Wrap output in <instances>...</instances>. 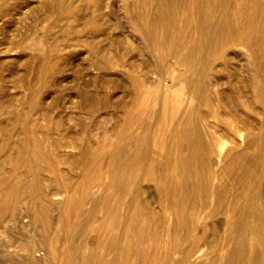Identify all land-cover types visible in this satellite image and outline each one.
<instances>
[{"label": "rangeland", "instance_id": "rangeland-1", "mask_svg": "<svg viewBox=\"0 0 264 264\" xmlns=\"http://www.w3.org/2000/svg\"><path fill=\"white\" fill-rule=\"evenodd\" d=\"M64 1V6L60 8L57 0H0L1 205L6 199L5 186L10 185V188L14 189L12 200L0 214V264H114L116 261L119 263L115 264H128L129 260L134 264H140V259L143 261L141 264H182L184 250L173 254L169 250L168 242L164 248H157L152 232L143 235L146 239L141 236L144 242L139 239L138 243L135 242L129 248L130 250H125V253L130 252L129 255L122 252L124 249L121 246L124 244L127 228L123 225L120 227L121 230L117 229L114 221L108 223L109 226L106 225L109 213L105 201L109 200L110 204L121 208L128 201H138L141 203L143 213L156 210L166 214L165 191L169 185L165 181H160L165 174L163 167L165 155L161 148L169 141L168 146H172L173 150L181 154L180 160L187 166V189H191L192 192L191 194L187 190L191 196L189 207L199 205L202 196L197 191L199 192L198 186L202 175L200 160L195 154L194 145L199 141L195 125L186 116H182V113L185 114L181 110L174 123L177 135L170 137L168 132L171 123L162 118L164 132L161 138L159 136L160 142L156 145L154 139L161 123L159 120L162 117L161 107L155 104V99H151L147 107L137 111L138 88L145 87L153 75L151 66L144 60L146 55H150V49L143 39V29L131 22V0H109L103 13L111 18L112 23L118 24L113 25L111 29L102 30L100 34L93 33L87 20H77L72 13L76 10L75 16L85 17L96 8L82 6L79 1L76 3L73 0ZM101 27L106 29L105 24ZM180 35L183 36V33ZM112 36L124 40L114 45L111 42ZM181 39L182 37L180 42ZM114 46L118 54L111 52ZM180 47L177 46V51H181ZM188 48L184 52L185 56V53H191L195 49V44ZM246 49L243 46H234L228 53L234 57L239 55L238 60L242 58L240 62L251 71L254 68L249 59L251 52ZM107 50L109 54L105 55L104 52ZM184 55L175 59L168 58L163 65L170 64L168 67L171 66L175 74L178 71L177 76L185 69L179 64L180 60L183 61ZM149 58L153 62V57ZM222 59L216 68L223 73L224 81L227 82L225 86L228 88V81L232 78L226 79L228 70L224 58ZM170 88V85L167 86V89ZM184 90L183 94L187 95L188 89ZM216 103L211 112L217 117L216 119L210 117L211 123L229 125L232 120L233 123L230 124H233L236 133L241 129L243 131V122L247 121L249 129L254 131L261 129L263 110L257 102L242 105L220 103V106L223 104L222 107L219 106V101L216 100ZM246 132L245 130L244 134ZM196 133L198 139L194 138ZM236 135L238 139L243 140L245 146V136L240 137L238 133ZM229 145L232 144L227 142L225 152ZM100 149L105 153L102 157L98 156ZM153 151L159 167L153 170L156 174L149 168L142 173V178H139L137 168L130 179V191L121 188L115 191L117 184L113 178L117 176L123 179L127 176V171L119 166L123 156L128 159L129 165L138 157L141 166L148 167L150 161L146 155L148 152L153 154ZM221 151L219 146L214 148V160L219 158ZM225 152L224 158L227 157ZM140 154L142 157H139ZM224 158L223 163L214 166L215 173L229 160L228 157L226 160ZM100 161L104 168L99 167ZM181 171L180 174L183 172ZM263 172L264 168L260 167L258 176L252 179L249 189L246 190L261 196V207L264 204H262L264 179L260 180ZM139 183L140 185L142 183L141 187ZM212 183L216 186L220 182L218 178H214ZM162 184L164 188L161 187ZM172 188L176 190V185L174 184ZM100 197L105 198L102 200ZM213 205L203 210L198 209L196 217L198 214L200 217L204 215L202 219L198 218L200 225L205 221L212 224L217 219L218 221L222 219V216L219 218L218 214H215ZM123 212L125 219H128L129 211ZM201 232L200 229L196 230V238L201 236ZM118 237L121 243L113 240ZM214 239L215 235L212 233L206 238L207 242ZM166 240L168 241V238ZM207 242H202L200 252L184 264H214L212 260L215 255H220L222 251H212L206 246ZM187 245L184 244L186 247ZM203 251L205 255L201 256ZM158 257L160 259L162 257L161 261L166 257V260L155 262L159 261ZM131 261L129 264H133Z\"/></svg>", "mask_w": 264, "mask_h": 264}, {"label": "bare ground", "instance_id": "bare-ground-1", "mask_svg": "<svg viewBox=\"0 0 264 264\" xmlns=\"http://www.w3.org/2000/svg\"><path fill=\"white\" fill-rule=\"evenodd\" d=\"M78 1L82 6L96 8V10L92 11L91 14H88V16L85 17L75 16L76 10L72 12L74 13L73 16L75 19L87 20L86 22L90 26L93 33L100 34L102 30L111 29L113 25L118 24L112 23L110 20L111 18L103 13V10L108 6L109 0H73L74 3ZM64 2V0H57V4L60 8L64 6ZM131 2V22L133 25L143 29V39L146 41V45L150 49V55L148 56L151 58L153 57V62L147 55L144 57V60L151 66V73L153 76L152 79L147 81L145 87L139 86L138 88L136 98L137 111L147 107L151 99H155V104H158L161 107L162 117L159 119L161 123L156 131L157 133L154 139L156 142L153 140L156 145L160 142L162 132H164L162 131L164 125L162 118H164V121L168 120L171 123L168 132L170 137L177 135L174 123L181 110H183L185 114L183 115L182 113V116H186L194 123V127L196 128L199 137V141L197 140L198 142L194 145L196 150L195 154H197V157L200 160L199 162L201 164L202 175L198 186L200 193L198 191L197 193L199 195L201 194L200 196L202 197L200 199L202 201L199 205L195 206L194 204V207L192 206L193 209L189 207V199H191V196L187 191L189 190V188L187 189V166L185 162L180 160L181 154H179L176 150H173L172 146H168L169 141H166V143L162 145L163 148H161L165 155V163L162 159L165 174L162 177L160 176V181H165V183L169 185L167 189L165 188L167 216L166 214L156 210L153 212L143 213L141 203L138 201H128V203L121 208L110 204L109 200H107L105 202H107L109 214L106 218V225L109 226L108 223L111 224L114 221V226H116L119 230H121L120 227L123 225L126 226L127 232L125 234L124 244H122L123 246H121V244H117L118 246L123 247L122 249H124V251H121L124 253L125 250L131 248L135 242L138 243L139 239L144 242L143 239L146 236L144 237L143 235H147L148 232H152L155 237V245L157 248H162L166 245V242H168L171 253L174 254L175 252L178 253L177 251L179 250H184V261L182 260V264H184L189 262L192 257L196 256V254L200 252L202 248L201 243L207 242V236L212 233L215 235V239L207 242L206 246H208L212 251L220 250L224 252H221L220 255L216 254V257L213 256V258H215L211 260L214 264H262L264 262V202L262 201L263 206L261 207V196L254 193L252 194V191L246 192V190L249 189V185L251 184L252 179L257 175L259 168H264V0H131ZM86 17L89 18L87 19ZM99 20H102L103 22H99ZM102 24L106 25V29L101 27ZM181 33H183V36L180 35ZM180 37H182L181 42ZM123 40L114 36L111 38V42L114 45L115 43L117 44L123 42ZM193 43L195 44V49L191 53H185V56L184 52H186L187 48ZM178 45L181 46V51H177ZM234 46H243L245 49L247 48L246 50L251 52V57L249 59H251L254 67L251 69L252 72L250 71V68L247 69L240 62L242 58L238 60L239 58L237 57H239V55H235L234 57V55L228 53ZM168 47H173L175 49H168ZM189 51L191 50L189 49ZM111 52L118 54L116 47L111 48ZM104 53L105 55L109 54V50ZM182 55H184L183 61L180 60L181 63L179 61L178 62L183 65L185 69L176 76L178 71H176L175 74L170 68L171 66L168 67L170 64L168 66H164L163 63L167 62L168 58L175 59L176 57H181ZM222 58H224V64L228 70V77L226 79L229 77L232 78L231 81H228V88L225 86V83L227 82L224 81V75H222L223 73L221 74L217 70L218 67L216 66ZM239 62L240 64H238ZM242 62L244 61L242 60ZM247 72L249 73L248 75ZM169 85L171 88L167 89V86ZM184 89H188L187 95L183 94V92H185ZM182 90L184 91L182 92ZM216 100L219 101V106L220 103L228 105L232 103H239L242 105L257 102L260 104L263 110V119L262 124L260 125L261 129L259 128V131L249 129V124L247 123L249 121H247L243 122V131L241 129V131L237 132L240 137L245 136V146L243 145V140L241 138H237V133L234 132L232 127L233 124H230L232 120L228 123L229 125H222V123L219 124L217 122L211 123L210 117L215 119L217 117V115H214L211 112L214 103L215 105L218 103H216ZM222 105L223 104H221L220 107H222ZM214 109L216 108L214 107ZM132 117L134 116L132 115ZM222 118L224 119V117ZM225 119L227 118L225 117ZM225 122H227V120ZM245 130L247 131L246 134H244ZM197 133L196 137L194 136L196 139H198ZM227 142H230L232 145H229L230 147L228 146L229 148L225 152L224 147L227 146ZM216 146H219L222 151L219 158L216 156L218 159L214 160L213 153ZM191 147H193V145ZM224 152L225 156H227L229 160L215 173L214 166H219L223 163L222 159L224 158ZM103 153V149H100L98 151V156L102 157ZM120 155L121 153L119 156ZM154 155V151L153 154L149 152L147 153L146 156L150 161V164L147 165L148 167L145 165L141 166V162L138 157L131 165H129L128 159L123 156L119 166L127 171V176L123 179H120L117 176L113 178L117 184V187L114 186L116 187L115 191L117 188L129 190L131 185L130 179L133 175V171L137 168L140 173L137 175L139 178H142V173L149 170V168L152 172H154L153 170L158 167V163L156 162ZM139 157H142V155ZM102 161L99 162L100 168H104ZM193 165L195 164L193 163ZM192 169L193 167L191 170ZM161 170L162 169H160V171ZM180 170L183 171H181L182 174H180ZM154 174L156 173L154 172ZM192 177H194V175ZM214 178H218V181L220 182L216 186L212 185V180ZM262 179H264V172L260 175V180L262 181ZM158 184L160 188V183L158 182ZM164 184H162L161 187H163ZM174 184L176 185V190L172 188ZM141 185L139 187H141ZM256 186L258 185L256 184ZM12 189L13 187L10 188V185H6L4 188V191L6 192V199L2 205L0 202V214L3 211V208L8 205L10 200H12L14 190ZM161 190L163 191L162 188ZM189 191L191 192V189ZM258 191H260V189ZM161 196L163 195L161 194ZM129 197L127 200H129ZM100 198L103 200L105 197ZM99 201L100 200H98V202ZM212 205L214 206L213 208L215 214H218L217 217L222 216V219H219V221L217 219V221L212 224L205 221V223L202 222L200 225L198 218L202 219L204 215L202 214L203 217H200L198 214L196 217L198 209L200 208L203 210L204 208L212 207ZM123 211H129L130 217L128 219H125ZM206 218L208 219L207 216ZM197 229L202 231L199 238H196L195 236ZM119 233L120 232H118V235ZM167 238L168 241L166 240ZM111 240L112 239H110V242ZM113 240H117L118 243L120 242V237ZM184 244H188L187 247L184 246ZM134 249H136L135 246ZM137 249L139 252V248ZM170 251L168 253L169 255ZM204 251H206V248ZM204 251L201 253V256L204 254ZM146 252L148 253L147 250ZM126 253L129 255L130 252L126 251ZM180 254L182 253L180 252ZM165 255L167 256V253ZM151 257H153V255H151ZM165 258H163L164 261L166 260ZM167 258V260H169V256H167ZM161 259L159 258V261L155 262H160ZM196 259L198 260V257H196ZM141 260L142 259H140V262L142 263L143 261ZM130 261L131 260H129L128 264ZM180 261L181 259L179 262ZM117 262L118 261L115 263ZM209 262L210 259L208 263ZM132 263L134 264V262Z\"/></svg>", "mask_w": 264, "mask_h": 264}]
</instances>
